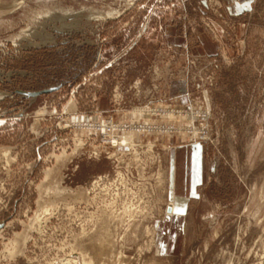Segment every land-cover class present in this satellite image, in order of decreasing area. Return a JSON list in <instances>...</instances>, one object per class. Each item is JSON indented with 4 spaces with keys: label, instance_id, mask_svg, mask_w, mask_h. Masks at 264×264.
Listing matches in <instances>:
<instances>
[{
    "label": "rangeland",
    "instance_id": "obj_1",
    "mask_svg": "<svg viewBox=\"0 0 264 264\" xmlns=\"http://www.w3.org/2000/svg\"><path fill=\"white\" fill-rule=\"evenodd\" d=\"M250 1L0 0V264H264V0ZM183 146L207 169L182 214Z\"/></svg>",
    "mask_w": 264,
    "mask_h": 264
},
{
    "label": "crops",
    "instance_id": "obj_2",
    "mask_svg": "<svg viewBox=\"0 0 264 264\" xmlns=\"http://www.w3.org/2000/svg\"><path fill=\"white\" fill-rule=\"evenodd\" d=\"M250 0H240L233 3L234 10L239 12L249 8ZM171 186L172 197L175 202V211L184 213L189 200L197 192L198 184L204 179L207 162L201 147L190 149L176 148L171 154Z\"/></svg>",
    "mask_w": 264,
    "mask_h": 264
},
{
    "label": "built area",
    "instance_id": "obj_3",
    "mask_svg": "<svg viewBox=\"0 0 264 264\" xmlns=\"http://www.w3.org/2000/svg\"><path fill=\"white\" fill-rule=\"evenodd\" d=\"M99 127L102 135L105 137V139H109L113 146H119V144H123L124 137H128V135H117L116 130H119V127L113 122L102 121L101 123H99ZM122 130L123 132H125L126 127H124Z\"/></svg>",
    "mask_w": 264,
    "mask_h": 264
},
{
    "label": "water",
    "instance_id": "obj_4",
    "mask_svg": "<svg viewBox=\"0 0 264 264\" xmlns=\"http://www.w3.org/2000/svg\"><path fill=\"white\" fill-rule=\"evenodd\" d=\"M51 90L52 89H45V90H41V91L27 92V94L32 95V96H38L39 94L46 93V92H49ZM169 210H171V207L169 208Z\"/></svg>",
    "mask_w": 264,
    "mask_h": 264
},
{
    "label": "bare ground",
    "instance_id": "obj_5",
    "mask_svg": "<svg viewBox=\"0 0 264 264\" xmlns=\"http://www.w3.org/2000/svg\"><path fill=\"white\" fill-rule=\"evenodd\" d=\"M126 139V140H125ZM129 139V137H124L123 139V144H125L127 142V140Z\"/></svg>",
    "mask_w": 264,
    "mask_h": 264
}]
</instances>
